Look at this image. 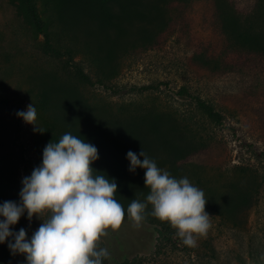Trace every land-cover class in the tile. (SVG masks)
<instances>
[{"label":"rangeland","instance_id":"rangeland-1","mask_svg":"<svg viewBox=\"0 0 264 264\" xmlns=\"http://www.w3.org/2000/svg\"><path fill=\"white\" fill-rule=\"evenodd\" d=\"M163 5L167 28L158 45L120 53L117 72L105 86L79 84L87 109L69 114L86 143L98 150L94 171L110 167L123 179L125 220L119 231L109 230L102 239L100 246L114 259L102 264H264V52L250 50L237 38L238 31L250 28L264 36V0H167ZM229 6L236 31L223 22ZM42 43L43 36L33 33L10 0H0V98L8 100L0 105V185L4 201L17 204L22 180L42 164L46 145L63 136L52 112L39 107L42 81L47 75L73 79L65 58L46 53ZM75 61L95 80L87 57L78 55ZM144 86L149 88L141 90ZM182 87L186 96L180 95ZM194 97L213 105L222 122L209 119ZM30 104L40 131L16 115ZM130 116L141 122L146 139L156 136L155 119L181 139L170 138L167 144L183 146V157L168 158L159 150L154 158L170 159L159 168L176 179L187 177L208 200L211 227L195 247L185 246L174 229L155 219L150 205L140 227L127 216L130 197L143 188L136 178L144 181L143 169L129 171L127 153L142 151L149 158L166 146L159 140L132 144ZM248 188L254 191L249 206L226 213L224 199ZM149 192L145 187L135 200L146 202ZM40 223L35 216L29 221L25 212L11 231L23 228L30 239ZM2 261L26 264V257L12 253Z\"/></svg>","mask_w":264,"mask_h":264},{"label":"clouds","instance_id":"clouds-1","mask_svg":"<svg viewBox=\"0 0 264 264\" xmlns=\"http://www.w3.org/2000/svg\"><path fill=\"white\" fill-rule=\"evenodd\" d=\"M16 115L38 129L32 104ZM98 158L94 145L71 133L49 142L42 164L22 180L20 203L0 204V244L7 240L10 251L24 255L26 264H102L109 259L101 241L109 230L121 229L125 209L115 198L116 182L94 171ZM126 158L130 172L144 170V187L150 189L146 202L133 200L127 207L133 225L141 226L150 205L155 219L174 229L185 246L195 247L211 227L204 192L187 177L170 176L142 151H129ZM25 212L29 221L34 216L41 221L30 239L23 228L10 230Z\"/></svg>","mask_w":264,"mask_h":264},{"label":"trees","instance_id":"trees-1","mask_svg":"<svg viewBox=\"0 0 264 264\" xmlns=\"http://www.w3.org/2000/svg\"><path fill=\"white\" fill-rule=\"evenodd\" d=\"M18 15L22 16L25 22L31 27L33 33L43 36V50L57 58H65V65L73 73L71 82L61 81L54 75H47L48 78L42 81L39 93V107L44 111H51L53 120L58 122V127H54L62 132L79 136L86 142L87 138L76 121L69 116L72 112L85 110L86 101L80 96L77 86L100 85L105 86L117 72V58L120 53L128 48H135L158 45L161 36L166 31L167 20H165L164 2L167 0H10ZM234 9L229 6L224 10V23L234 31L239 27ZM235 25V26H234ZM237 38L241 44L247 45L254 52H264V36L262 32L248 29L245 32L237 33ZM83 55L87 57L95 66V80L86 74L75 61V57ZM70 77V76H69ZM73 81H75L73 83ZM149 87H142L146 90ZM180 95L186 96L188 93L184 87L180 89ZM196 106L213 122L220 124L222 116L213 105L199 97L193 98ZM8 100L0 98V105L7 104ZM141 122H137L130 116V141L132 144L143 142L144 140L165 141V147L158 148L155 153H151L150 159L154 160L159 167L166 164L170 159L163 162L154 158L159 150L165 152L168 158L177 157L184 153L180 144H167L170 138L181 141L180 137L165 131V127L152 121L151 128L156 132L152 139L142 136ZM69 131L65 132L63 127ZM160 127L162 129H160ZM264 154V151H260ZM261 153H259L260 155ZM183 157V154L181 155ZM142 170L137 168L135 171ZM144 171V170H143ZM97 173L104 174L108 179L115 180L119 186L115 198L123 205L120 170L116 175L112 173L110 167L103 166ZM139 182H143V188L137 190L136 195L130 197V203L143 193L144 181L139 177ZM0 185V204L5 201ZM254 191L248 188L240 189L232 195L227 196L223 202L226 213L233 211L237 207H247L252 201ZM3 218L0 217V220ZM10 230L12 228L10 227ZM12 252L8 247V241L0 244V264H5L6 259ZM13 257V256H12ZM11 257V258H12ZM114 262V259L109 258Z\"/></svg>","mask_w":264,"mask_h":264}]
</instances>
